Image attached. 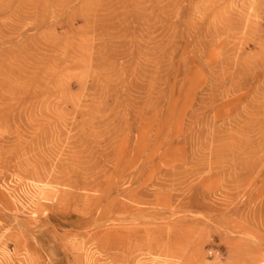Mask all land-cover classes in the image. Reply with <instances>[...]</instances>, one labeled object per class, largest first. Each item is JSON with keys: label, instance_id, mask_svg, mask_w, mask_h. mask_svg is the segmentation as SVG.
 Segmentation results:
<instances>
[{"label": "rangeland", "instance_id": "1", "mask_svg": "<svg viewBox=\"0 0 264 264\" xmlns=\"http://www.w3.org/2000/svg\"><path fill=\"white\" fill-rule=\"evenodd\" d=\"M147 229L264 264V0H0V264H181Z\"/></svg>", "mask_w": 264, "mask_h": 264}, {"label": "bare ground", "instance_id": "2", "mask_svg": "<svg viewBox=\"0 0 264 264\" xmlns=\"http://www.w3.org/2000/svg\"><path fill=\"white\" fill-rule=\"evenodd\" d=\"M155 232L147 229L144 237H137L136 246H129L128 250L122 252L123 255L115 256L114 259L121 262H132L135 258L133 254L136 252H140V256L160 253L161 255L181 260V264H190L185 249H183L181 244L171 240L170 237H164L162 234L157 235ZM133 248L134 251L132 250Z\"/></svg>", "mask_w": 264, "mask_h": 264}]
</instances>
